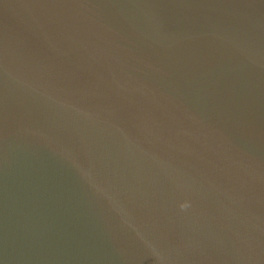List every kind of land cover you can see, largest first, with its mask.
Here are the masks:
<instances>
[{"label": "water", "instance_id": "1", "mask_svg": "<svg viewBox=\"0 0 264 264\" xmlns=\"http://www.w3.org/2000/svg\"><path fill=\"white\" fill-rule=\"evenodd\" d=\"M0 264H264V0H0Z\"/></svg>", "mask_w": 264, "mask_h": 264}]
</instances>
